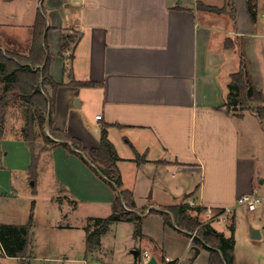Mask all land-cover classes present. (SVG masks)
<instances>
[{
    "label": "crops",
    "instance_id": "1",
    "mask_svg": "<svg viewBox=\"0 0 264 264\" xmlns=\"http://www.w3.org/2000/svg\"><path fill=\"white\" fill-rule=\"evenodd\" d=\"M226 2L0 0V26L30 28L26 53L1 40L0 49L27 55L40 12L46 21L49 75L59 84L55 90L45 87L53 99L56 134L48 133L51 144L39 146L34 140L29 146L27 115L26 128L19 133L3 131L0 137V224L23 225L31 216L30 258L47 248L46 261L54 254L62 256L57 262L91 264L113 256V240L107 235L112 231L117 238L127 225L132 231L126 243L133 259H128L125 247L115 245L120 248V264H147L145 252L157 264H195L205 252L208 264L207 248H214L175 223L171 208L186 205V213L199 221V227L209 225L224 238L230 237L226 216L231 214L233 264H239V240L248 247L250 264H264L263 228L248 227L239 238L234 211L240 196L264 187V127L252 108L237 117L225 107L231 75L239 69L240 38L248 75L264 96V0H252L255 20L247 0H232L234 20L227 12L201 9L222 8ZM22 7L24 15L31 14L25 23L16 11ZM226 40L234 47L226 49ZM71 81L90 85L73 86ZM257 105L264 106V101ZM102 128L117 156L120 190L128 193L132 204L123 208L140 217V232L134 235L133 222H112L99 246L88 252L86 231L99 227L95 220L119 215L113 210L119 190L96 167L91 154L99 147ZM256 136L263 152L257 149ZM219 222L226 223L227 230L218 227ZM153 225L162 233L174 228L188 235L187 243L179 250L168 249L164 237L151 230ZM254 229L259 238H251ZM74 247L77 253L70 252ZM188 252L192 256L186 259Z\"/></svg>",
    "mask_w": 264,
    "mask_h": 264
},
{
    "label": "trees",
    "instance_id": "2",
    "mask_svg": "<svg viewBox=\"0 0 264 264\" xmlns=\"http://www.w3.org/2000/svg\"><path fill=\"white\" fill-rule=\"evenodd\" d=\"M247 4L250 18L255 20V12L253 11L254 4L252 3V0H247ZM227 8H229L228 11ZM201 9L215 13L227 12L232 20H234L235 17V8L232 0H227L225 6L222 8L202 6ZM45 30V18L40 12H38L32 27V38L28 54L25 56H5L0 51V78H3L6 83L4 91L6 93L14 90L18 91L20 96H22L28 104L26 140L30 147L33 146L32 125L34 112L39 114V119L45 120V113L49 108L48 130L52 136L56 134L55 130L52 129L51 122V116L53 114V99L52 97L47 96L45 87L48 85L55 90L59 84L55 83L49 75L48 68L51 56L47 54L45 49ZM238 46L240 50L239 69L236 73L231 75V81L228 86L229 93L227 94L225 107L227 111L233 110L235 112H241L252 108L264 127V106L257 105L264 101V96L255 88L250 76L248 75V61L245 58L243 38L239 39ZM233 47V41H225L226 49H231ZM69 84L81 87L90 85L86 82L77 81H71ZM46 96L48 100L45 98ZM239 112L235 114L237 117L242 115ZM46 141L48 144L52 143V141L48 138H46ZM73 144L75 147L78 146L74 141ZM91 154L93 157V163L96 167H98L101 173L108 180L112 181L119 190L113 203V210L119 215H111L102 220H95L97 225L100 224L99 227L92 231H86V248L88 252H92L99 246L100 237L106 232L108 225L112 222L120 220L133 222L135 224L134 235H138L140 232V217L132 210L128 211L123 208L124 204L130 209L132 204L127 200L128 193L126 194L125 191L120 190L121 183L119 172L115 166L117 156L113 146L107 140L105 128L101 129L99 147L91 150ZM36 161L37 158L33 155V166ZM141 161L142 159L140 156L136 155V162L140 163ZM187 209L188 206L186 205L176 206L171 208V212L173 213L175 223L178 227L186 229L190 232L196 230V237L202 238L207 244L214 248L210 249L206 247L209 251L208 264H233V249L235 243L234 217H231V223L228 227L230 237L224 238L222 233L216 232L209 225L199 227V221L188 215L186 213ZM222 212H224V210L219 211V213ZM162 217L164 218L165 223L171 224L168 216L162 215ZM30 231L31 216L28 223L23 225L0 224V255H3L4 257L18 258L21 263H23L24 260L30 259ZM197 238H194L193 240L198 242Z\"/></svg>",
    "mask_w": 264,
    "mask_h": 264
},
{
    "label": "rangeland",
    "instance_id": "3",
    "mask_svg": "<svg viewBox=\"0 0 264 264\" xmlns=\"http://www.w3.org/2000/svg\"><path fill=\"white\" fill-rule=\"evenodd\" d=\"M29 8V5L26 6V9ZM22 8H17V15L18 19H21L22 23H25V17H31V14H26V12L23 11ZM20 21V20H19ZM30 38V28L26 24H22L20 26H0V40L2 43L8 47L10 43H13L14 45L18 46L20 49H23V51L26 53V43H28ZM0 51L5 56H14L11 53H4L1 49ZM6 86V83L4 82L3 78H0V137H2V132H16L19 133L21 127L26 128L25 124V115H27V107H25V101L22 100V96H20L19 92L14 90L11 92L6 93L4 91V88ZM252 106V105H251ZM239 111H231L232 114L238 113ZM38 113H33V125H34V133H33V141L35 140L39 146H45V143H47L46 138L48 137L49 130L45 128V120H41L38 118ZM42 116V115H41ZM21 117L23 118L24 122L21 124ZM41 118V117H40ZM257 136L255 137V144H257ZM263 139V138H262ZM37 147V146H36ZM262 147V146H261ZM257 149L259 152H263L262 149L260 150L259 145L257 146ZM263 177H264V171ZM255 195L259 197H264V187ZM235 221L236 226L238 228V236L241 238L244 236L246 230L248 227H256L263 228L262 233L264 234V200H262L260 203L257 204L256 209L254 211H249L246 206L239 205L238 199L235 203ZM233 211V212H234ZM3 213V212H2ZM6 217L9 218V221H13L12 218H10L7 214H5ZM232 215L229 214L226 216V219L228 218V223H231L230 217ZM0 221L1 218H0ZM172 221V220H171ZM14 222V221H13ZM26 223V222H25ZM226 223L219 222L218 227L222 228L223 230H227ZM126 228H122L123 231H120V233L117 235V238H113L111 232L107 235V238H112L113 240V256L106 255L102 256V260H94L91 264H120L122 257L119 256L120 248L115 245L121 244L126 249V254L128 255V259L132 262V256L130 255V249L128 244L126 243V236L131 233V229L125 225ZM119 226L116 225L115 230H118ZM153 232L157 235V237H164L165 245L170 250H179L182 246H184L187 243V239L189 238L188 235H184L183 233H180L176 231L174 228L166 229L164 233L161 231H158L155 229V226L153 225V228L151 229ZM178 232V233H177ZM40 234V231H38ZM152 233V232H151ZM194 236H196V230L191 232ZM264 236V235H263ZM38 238V237H37ZM264 238V237H263ZM106 239V237H105ZM264 240V239H263ZM77 248H73L70 252H75ZM259 249V248H257ZM191 254L192 251L190 250ZM190 252L185 256L186 259L190 255ZM48 253L47 248L39 249L37 250L36 258H30L27 260H24L21 264H83V261H67L65 262L63 260H60L57 262V259L62 256L59 255L57 257L56 255H52L53 257L50 258V260H44V257ZM236 256L238 259L239 264H250L249 258H248V247L244 243V241H240L238 243V246L236 247ZM56 258V259H55ZM185 259V260H186ZM208 261V258H207ZM64 262V263H62ZM0 264H20V262L15 258L10 257H4L3 255L0 256ZM181 264H187V262H182ZM195 264H206V253L203 252L198 258Z\"/></svg>",
    "mask_w": 264,
    "mask_h": 264
},
{
    "label": "built area",
    "instance_id": "4",
    "mask_svg": "<svg viewBox=\"0 0 264 264\" xmlns=\"http://www.w3.org/2000/svg\"><path fill=\"white\" fill-rule=\"evenodd\" d=\"M96 119L100 120L101 115H97ZM262 200H264V197H259L255 194H245L238 198V204L246 206L249 211H254L256 209L257 204L260 203ZM228 212L229 211L227 210L225 213ZM143 257L146 261L150 259L149 254L146 252L144 253ZM166 260L168 261V259Z\"/></svg>",
    "mask_w": 264,
    "mask_h": 264
},
{
    "label": "water",
    "instance_id": "5",
    "mask_svg": "<svg viewBox=\"0 0 264 264\" xmlns=\"http://www.w3.org/2000/svg\"><path fill=\"white\" fill-rule=\"evenodd\" d=\"M49 108L47 110V115H46V123H45V128L48 129V126H49ZM251 238H259V232L258 230H252L251 231ZM133 256L134 257H137V252L136 251H133ZM147 264H157V262L155 261L154 258H150L147 262Z\"/></svg>",
    "mask_w": 264,
    "mask_h": 264
}]
</instances>
